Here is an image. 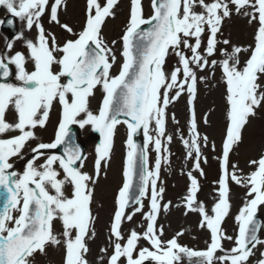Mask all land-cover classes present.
<instances>
[{"label": "snow or ice", "instance_id": "snow-or-ice-1", "mask_svg": "<svg viewBox=\"0 0 264 264\" xmlns=\"http://www.w3.org/2000/svg\"><path fill=\"white\" fill-rule=\"evenodd\" d=\"M86 3V21L79 32H74L58 18L64 0L51 3L50 0H0V6L23 21L27 30H37L35 41L25 40L27 56L20 51L13 53L11 41L0 53V190L4 192L0 209V264H33L35 255L46 254L49 245L64 247V264H88L86 238L95 235L90 208L92 186L102 162L106 167L110 159L113 136L121 124L126 126L127 152L123 184L109 228L112 252L107 264H177L181 254L190 262L196 258V264H249L254 249L258 245L264 247L255 220L259 206L264 205V153L249 161L252 170L247 174L230 164L229 154L241 141L242 130L250 118L264 106V0H151L152 14L147 18L142 0H130L129 18L120 37L122 63L117 74L111 71L117 61L114 50L117 41L113 40L109 46L102 28L107 18H114L118 0H86ZM233 10L247 17L250 24L255 22L254 43L248 48L232 45L229 51L227 46L231 42L225 39L222 43L226 47L218 50L221 41L217 34L222 21L230 18ZM46 12L50 23L60 25L73 38L60 42L54 33L46 31L40 22ZM7 23L13 25L11 19ZM144 25L149 27L143 28ZM205 32L208 33L206 46L201 51ZM23 38V33L16 37ZM217 51L222 59H209ZM242 51L248 53L243 64ZM169 55H174L177 63L166 70ZM29 62L31 71L26 67ZM10 66H14L16 82H9ZM216 67L222 72L226 102L218 198L210 214L197 199L199 180L193 171H188L190 183L183 200L185 214L198 213L199 227L210 232L206 249L196 251L178 242L182 232L171 239H162L163 226L157 221L161 211L169 209L170 202L161 203L165 189L158 186V180L161 163H167L170 155L166 145L173 139L166 135V110L185 92L190 110L189 135L184 138L181 133L180 138L186 158L193 161V170L204 175L202 145L208 144V137L201 136L198 130L194 101L199 82L207 80L199 73ZM97 89L103 93V99L94 113L89 105ZM54 102L62 107L54 140L37 142L30 149L24 170L15 171L12 159H23V150L29 142L39 141L34 130L45 127ZM9 110L14 111L12 122L6 119ZM204 122L208 123L207 116ZM72 124L81 128L91 125L100 134L101 142L95 149V177L82 170L86 156L79 145L68 139ZM141 129L144 145L138 148L134 136ZM60 145L64 146L62 155L51 153ZM149 145L157 153L154 169L146 167ZM212 147L215 149L214 144ZM41 158L43 163H37ZM230 182L247 190L244 204L235 217L238 225L235 236L227 235L221 227L231 207ZM134 187L138 189L136 195H133ZM146 196L150 205L144 212ZM130 205H134L132 211L126 212ZM136 213L145 221L140 225L143 230L133 228L125 236L122 224L131 222ZM56 220L63 227L62 239L54 233ZM141 240L149 247L140 246ZM224 240L232 241L234 246L225 249ZM100 251L107 254L108 249ZM218 251L222 254L217 255ZM256 264H264V251Z\"/></svg>", "mask_w": 264, "mask_h": 264}, {"label": "rangeland", "instance_id": "rangeland-1", "mask_svg": "<svg viewBox=\"0 0 264 264\" xmlns=\"http://www.w3.org/2000/svg\"><path fill=\"white\" fill-rule=\"evenodd\" d=\"M120 9L123 8L122 6L119 7ZM119 11V10H118ZM121 12V10L118 12V14ZM252 31L247 29V30H244L240 40L238 41L239 43L241 44H246V43H250L252 41ZM235 43L239 44L236 39L234 41ZM242 46V45H240ZM216 59L219 60V59H222V57L220 55H217L216 56ZM211 81H213L211 79ZM213 89L215 90L213 93L215 95H219V101L221 102V105L218 106L217 108H220L218 109V111H220L221 114H223V110H225V98H224V94H225V88H224V85L221 83L220 79L215 77L214 79V84H213ZM185 97H187V93L185 95ZM217 99V98H216ZM198 103V101H197ZM218 103V101H217ZM199 105V103H198ZM199 111L200 113H202L204 110L202 109V106L199 105ZM257 113H256V117H257ZM209 121V119H208ZM208 132L209 129H206ZM254 145H252L251 143V150L253 148ZM259 154H260V146L257 147V151L255 153H253L251 151L243 154V151L240 153V155L238 156V161L240 162V166L243 168L245 174H247L248 172H250L252 170V168L249 166V161L252 160V159H258L259 157ZM106 227V226H105ZM104 227V228H105ZM103 227H101V233L99 235V238H98V241L96 243V246H97V254L95 255H87L86 258L88 260V264H101V259L100 257L103 256L104 259L102 260V264H107V258L108 256L111 255V252H112V249L109 247V228H106L104 229ZM101 248H107L108 249V252L107 254L105 253H102L100 250ZM46 264H51V262H46Z\"/></svg>", "mask_w": 264, "mask_h": 264}]
</instances>
